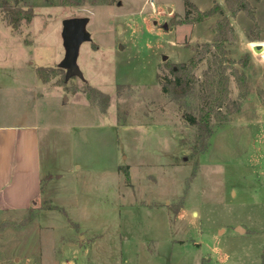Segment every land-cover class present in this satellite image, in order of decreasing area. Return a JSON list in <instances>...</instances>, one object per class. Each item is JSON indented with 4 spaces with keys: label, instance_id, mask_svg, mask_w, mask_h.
Returning a JSON list of instances; mask_svg holds the SVG:
<instances>
[{
    "label": "rangeland",
    "instance_id": "374dc122",
    "mask_svg": "<svg viewBox=\"0 0 264 264\" xmlns=\"http://www.w3.org/2000/svg\"><path fill=\"white\" fill-rule=\"evenodd\" d=\"M8 2L34 17L17 31L0 19V83L15 89L0 98L7 108L36 107L44 175L38 209L0 214V264H261L264 0H248L253 19L232 16L225 0ZM188 2L200 12L218 5L229 18L235 38L226 56L247 84L241 96L230 76L236 111L211 124L203 153L184 117L202 105L210 54L193 71L188 97L175 100L162 85L213 42L223 16L196 22ZM70 17L88 19L79 32L91 39L77 50L80 74L67 79L62 29ZM38 67L53 70L45 88L35 86ZM87 86L109 97L105 111Z\"/></svg>",
    "mask_w": 264,
    "mask_h": 264
},
{
    "label": "trees",
    "instance_id": "16d2710c",
    "mask_svg": "<svg viewBox=\"0 0 264 264\" xmlns=\"http://www.w3.org/2000/svg\"><path fill=\"white\" fill-rule=\"evenodd\" d=\"M63 2L66 4L74 3L72 0H63ZM225 3L232 16L236 17L238 12H244L250 19L254 18L248 0H225ZM187 5L196 12L198 16V18L194 20L196 22H202L205 18L214 16L215 14L223 15V11L218 5L204 12H200L190 2H188ZM33 17V8L23 7L19 4L12 5L8 0H0V19L5 21L12 31H17L23 22L31 23ZM189 20H191V18H189ZM214 32L213 42L211 44H203L200 49H198L199 51L196 52L187 63L172 68L170 71L171 78L162 84L163 92L173 97L175 100L188 97L193 89L192 83L196 79L193 71L197 68L196 66L210 54V58L207 61V68L203 72L202 80L199 83L200 91L198 97L202 105L196 116L190 114L184 117L188 125H191L196 130L194 133V149L197 153H203L207 148V140L212 132L211 124L213 122L218 124L224 123V121L228 120V115L236 111V103L229 98L230 76L233 77L241 96H244L243 94L247 88L244 73L235 69L234 66H232L234 63L226 56L227 51L224 44L226 42H233L235 38V32L227 16L223 15L222 18L216 22ZM48 71L53 72V70H47L43 67L36 68V73L42 83L49 82L48 77L45 75V72ZM62 74L63 72L58 69L56 75ZM70 78H72V75L67 77V79ZM87 87L91 94L94 93L105 99L104 101L106 104L102 109V111H105L109 104V97L106 94H102L94 87ZM91 94L87 92V100L89 101H92ZM222 110H224V112ZM196 143L201 146L196 145ZM261 260V264H264V256H262Z\"/></svg>",
    "mask_w": 264,
    "mask_h": 264
},
{
    "label": "crops",
    "instance_id": "0c3cea01",
    "mask_svg": "<svg viewBox=\"0 0 264 264\" xmlns=\"http://www.w3.org/2000/svg\"><path fill=\"white\" fill-rule=\"evenodd\" d=\"M36 76L35 86L45 88ZM5 86L0 83V97L3 91L15 90ZM5 102L0 98V214H23L38 209L43 193L40 135L45 128L30 101L25 102V108L14 109L7 108Z\"/></svg>",
    "mask_w": 264,
    "mask_h": 264
},
{
    "label": "water",
    "instance_id": "95a60500",
    "mask_svg": "<svg viewBox=\"0 0 264 264\" xmlns=\"http://www.w3.org/2000/svg\"><path fill=\"white\" fill-rule=\"evenodd\" d=\"M88 22V19L81 18V17H70L63 21V29H62V36L65 41V45L67 48V57L66 62L62 64V67H64L67 70V77H70V75L80 74L78 70L75 69L74 64L77 59V50L81 43L90 41V36L86 33H80L79 29L86 25ZM163 28L166 29L167 26L163 25ZM254 48L255 53H259L263 50L262 46L256 45ZM120 49V47H119ZM163 60H166L167 57L163 56ZM240 232L242 229H238Z\"/></svg>",
    "mask_w": 264,
    "mask_h": 264
},
{
    "label": "built area",
    "instance_id": "2783aa9c",
    "mask_svg": "<svg viewBox=\"0 0 264 264\" xmlns=\"http://www.w3.org/2000/svg\"><path fill=\"white\" fill-rule=\"evenodd\" d=\"M152 5V4H151Z\"/></svg>",
    "mask_w": 264,
    "mask_h": 264
}]
</instances>
